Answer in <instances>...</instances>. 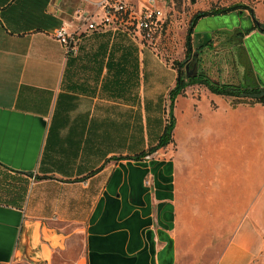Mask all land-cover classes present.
I'll use <instances>...</instances> for the list:
<instances>
[{"label":"crops","instance_id":"obj_1","mask_svg":"<svg viewBox=\"0 0 264 264\" xmlns=\"http://www.w3.org/2000/svg\"><path fill=\"white\" fill-rule=\"evenodd\" d=\"M100 1L0 0V264H264L263 144L246 156L228 120L263 126L264 106L204 87L228 99L218 123L182 132L177 116L170 145L134 158L165 130L177 71L127 31L88 32L76 11ZM237 13L193 44L224 54L220 82L263 87L264 34L232 44L253 26Z\"/></svg>","mask_w":264,"mask_h":264},{"label":"rangeland","instance_id":"obj_2","mask_svg":"<svg viewBox=\"0 0 264 264\" xmlns=\"http://www.w3.org/2000/svg\"><path fill=\"white\" fill-rule=\"evenodd\" d=\"M143 6L142 0H130ZM157 5L161 7L165 14L164 28L159 31L156 36L153 50L154 52L168 64L172 66L175 61H184L186 58L185 39L187 29L191 18L198 12H210L212 10L230 7L235 4H244L253 10L254 14L259 19V22L264 23V0H156ZM231 17V16H230ZM236 19L247 21L243 18L242 13H237ZM218 19V18H217ZM232 19V18H229ZM219 21L215 18L208 17L199 22L196 31L201 34L204 30L213 33ZM246 26V25H245ZM198 40L194 42V49L198 46ZM217 48V47H216ZM214 53L216 52L213 47ZM206 55L213 56L215 59H223V53L215 55L213 52L206 50ZM206 56V57H207ZM209 56L207 59H209ZM219 57V58H218ZM210 60V59H209ZM208 61V60H207ZM193 71H197V66L192 64ZM215 74V72H214ZM204 87H192V92L189 91L186 96H181L178 99L177 107L174 109L175 118L178 116L181 131L187 130L188 127L207 128L208 125L218 123L221 116L213 115L212 110L214 104H218L220 108L228 105V99H216L210 97L209 94L203 92ZM200 98V99H198ZM223 101V102H222ZM214 102V104H213ZM247 102V103H246ZM244 103L248 104L249 101ZM169 100L167 108H169ZM236 104V101L233 102ZM259 117V115H258ZM231 129L230 135L233 142H242L246 144V153L248 157H255V150L263 144L264 151V122L263 126L256 122L255 113L237 112L228 118ZM190 131V129H189ZM256 143V145H255ZM264 153V152H263ZM264 159V154H263ZM254 170L248 167V174ZM256 173V171H255ZM260 174V172H258ZM264 179V169H263Z\"/></svg>","mask_w":264,"mask_h":264},{"label":"trees","instance_id":"obj_3","mask_svg":"<svg viewBox=\"0 0 264 264\" xmlns=\"http://www.w3.org/2000/svg\"><path fill=\"white\" fill-rule=\"evenodd\" d=\"M248 9L249 7L247 5L235 4L230 7L216 9L210 12H198L191 18L185 39L186 58L184 61H175L171 66L177 71V79L175 87L170 91L169 94L170 103L168 111V123L162 136L160 137L158 144L150 148L148 152L142 153V155L134 158L139 159L148 154L152 155L158 150L166 148L173 142V134L176 126V118L174 116L176 100L179 96H186L187 89L190 87L203 86L207 88L212 94L234 98L236 104L249 101V105L261 104L264 106V86L251 87L220 82L218 65L215 61L205 62L207 60L206 58L203 64H199V62H202V58L205 56L204 53L206 50L214 53L213 43L209 42L205 45L200 46L198 49H194L193 44V35L195 33L197 25L201 20L208 17L225 16L233 12L244 14V12ZM250 10L252 13L251 18L253 21V26L247 31L238 30L234 32V34L230 37V42L235 46H241L243 44L245 36L249 35L254 30H258L259 32L264 34V25L261 24L255 17L254 12L251 8ZM163 28L164 27H162L161 30ZM228 60L229 61H227V64L229 63L232 66H235L239 61L240 63L245 62L243 58H239V60L236 61L235 57L233 56H231ZM192 64L197 66V71H193L191 67ZM214 72L216 73V75L214 74Z\"/></svg>","mask_w":264,"mask_h":264},{"label":"built area","instance_id":"obj_4","mask_svg":"<svg viewBox=\"0 0 264 264\" xmlns=\"http://www.w3.org/2000/svg\"><path fill=\"white\" fill-rule=\"evenodd\" d=\"M94 7L92 14L86 17L82 8L76 11L79 18L84 19V25L88 32H104L107 30H123L132 36L140 38L143 42L154 47L156 36L165 23V14L156 0H142L143 6L135 5L127 0H101L91 3ZM102 14L100 21H91L92 17ZM54 37L66 47L72 50L77 42V35L71 32L66 25L54 32ZM152 155L144 156L150 160Z\"/></svg>","mask_w":264,"mask_h":264},{"label":"flooded vegetation","instance_id":"obj_5","mask_svg":"<svg viewBox=\"0 0 264 264\" xmlns=\"http://www.w3.org/2000/svg\"><path fill=\"white\" fill-rule=\"evenodd\" d=\"M204 54H205V56L202 58V62H199L200 65L203 64L204 61H205V59L209 56V55H208V56L206 55V54H207L206 51H205ZM206 56H207V57H206ZM218 58H219V57H218ZM209 59H210V60H209ZM209 59H207L208 61L206 60L205 62H212V61H215V62L217 63V65H218V62L221 61V59H219V60L216 59V58L214 59L213 56H209ZM222 60H223V59H222ZM232 67L234 68V66H232ZM215 75H216V73H215ZM215 75H214V77H215Z\"/></svg>","mask_w":264,"mask_h":264}]
</instances>
